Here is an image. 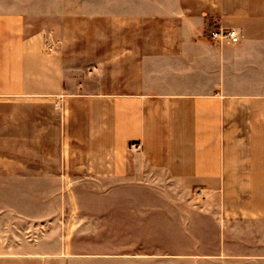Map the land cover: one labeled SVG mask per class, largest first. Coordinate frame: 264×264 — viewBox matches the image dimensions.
<instances>
[{
	"label": "crops",
	"instance_id": "obj_1",
	"mask_svg": "<svg viewBox=\"0 0 264 264\" xmlns=\"http://www.w3.org/2000/svg\"><path fill=\"white\" fill-rule=\"evenodd\" d=\"M146 1L119 0V36L85 73L32 32L33 0H0V109L57 115L0 111V135L44 142L54 129L58 172L90 187L153 170L203 190V217L219 228L211 257L222 259L241 236L232 225L264 229V0ZM219 27L240 41L212 40Z\"/></svg>",
	"mask_w": 264,
	"mask_h": 264
},
{
	"label": "rangeland",
	"instance_id": "obj_2",
	"mask_svg": "<svg viewBox=\"0 0 264 264\" xmlns=\"http://www.w3.org/2000/svg\"><path fill=\"white\" fill-rule=\"evenodd\" d=\"M30 9L32 32H45L85 73L121 31L119 0H33ZM0 111L57 117L55 109ZM0 137V264H264V229L247 222L231 226L241 236L229 238L228 256L211 257L219 228L203 217L201 189L176 187L153 170L90 187L86 176L58 172L54 129L44 142ZM41 147L53 154L43 164Z\"/></svg>",
	"mask_w": 264,
	"mask_h": 264
},
{
	"label": "built area",
	"instance_id": "obj_3",
	"mask_svg": "<svg viewBox=\"0 0 264 264\" xmlns=\"http://www.w3.org/2000/svg\"><path fill=\"white\" fill-rule=\"evenodd\" d=\"M209 37L215 41L224 40L230 43H238L241 39V35L237 30L221 27L211 30L209 33ZM51 48H53V46H51ZM132 145L137 149L141 147L139 143H133Z\"/></svg>",
	"mask_w": 264,
	"mask_h": 264
}]
</instances>
